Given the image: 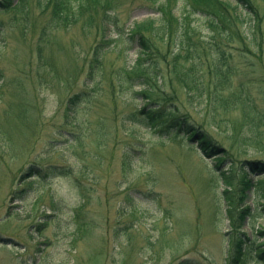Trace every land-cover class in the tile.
<instances>
[{
	"label": "rangeland",
	"instance_id": "1",
	"mask_svg": "<svg viewBox=\"0 0 264 264\" xmlns=\"http://www.w3.org/2000/svg\"><path fill=\"white\" fill-rule=\"evenodd\" d=\"M252 1L264 15V0ZM109 5L125 33L153 13L151 0ZM28 6L26 22L18 11H0V264H229L236 231L222 189L239 183L242 163L264 162V125L241 123L238 98L216 101L208 77L201 91L175 82L165 85L173 99L158 88L153 97L187 113L217 152L187 134L163 136L132 122L142 86L121 85L115 75L136 56L123 39L102 49L103 68L88 80L94 46L116 35L103 31V11L43 35L50 9L42 13L37 0ZM237 57L253 64H239L250 74H236L235 84L253 79L261 111L264 61ZM234 86L225 93L236 94ZM76 94L85 97L70 124Z\"/></svg>",
	"mask_w": 264,
	"mask_h": 264
},
{
	"label": "trees",
	"instance_id": "2",
	"mask_svg": "<svg viewBox=\"0 0 264 264\" xmlns=\"http://www.w3.org/2000/svg\"><path fill=\"white\" fill-rule=\"evenodd\" d=\"M110 2L37 0L42 13L47 12L45 7L50 9L49 21L41 27L40 32L45 35L52 28L69 27L83 16H100L103 11V31H114L116 35L94 46L88 80H94L97 70L103 68L104 48L114 40L123 39L136 56L130 67H124V71L116 70L115 75L121 85L142 86L140 91L135 92L141 106L131 111L129 120L150 127L163 136L170 132L173 135L187 134L192 141H198L197 146L207 153L217 152L219 149L211 144L209 133L198 129L187 113H180L174 103L162 104L159 98L153 97V91L159 89L167 99H173L165 85L173 86L175 82L189 91L196 87L201 91L200 84L208 77L209 94L216 101L227 104L238 98L242 109L241 123L246 121L256 125V128L264 125V109L258 111L259 108L255 107L258 105L248 84L253 79L239 84H235L234 80L236 74H250L239 66L240 63L253 64L250 61H236L237 55L246 60L251 55L264 61V15L252 0H151L152 15L134 21L127 33L118 27ZM28 4L29 0H0V11H18L25 16L26 22ZM89 12L93 16H88ZM12 18L13 22L16 15ZM203 23L207 27L205 34L200 33ZM261 83L264 84V79ZM233 86L232 91H236V94L233 95L231 91L225 93ZM84 97L83 94H76L75 98H69L72 111L67 114L71 117L68 123L74 122L76 105ZM232 120L235 124L236 119ZM67 134L75 136L74 139L77 137L73 133ZM249 169L252 171L249 172ZM238 172L239 183L228 184L222 189L228 227L236 231L228 237L229 264L264 263V241L258 243L259 239L264 238V228L257 227V221L264 215V162L247 161L241 164ZM251 174H255L254 179L250 177Z\"/></svg>",
	"mask_w": 264,
	"mask_h": 264
}]
</instances>
